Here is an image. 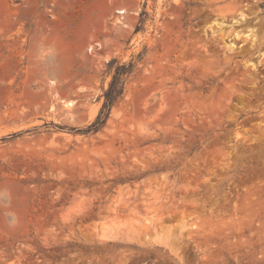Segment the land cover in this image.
<instances>
[{"label": "rangeland", "instance_id": "374dc122", "mask_svg": "<svg viewBox=\"0 0 264 264\" xmlns=\"http://www.w3.org/2000/svg\"><path fill=\"white\" fill-rule=\"evenodd\" d=\"M0 264H264V0H0Z\"/></svg>", "mask_w": 264, "mask_h": 264}, {"label": "trees", "instance_id": "16d2710c", "mask_svg": "<svg viewBox=\"0 0 264 264\" xmlns=\"http://www.w3.org/2000/svg\"><path fill=\"white\" fill-rule=\"evenodd\" d=\"M132 64H118L113 72L107 89L103 93V103L95 120L88 126L87 130H98L107 118L110 108L123 92L124 77L130 72Z\"/></svg>", "mask_w": 264, "mask_h": 264}, {"label": "bare ground", "instance_id": "6f19581e", "mask_svg": "<svg viewBox=\"0 0 264 264\" xmlns=\"http://www.w3.org/2000/svg\"><path fill=\"white\" fill-rule=\"evenodd\" d=\"M117 12H118V13H124L125 10H124V9H117ZM126 24H127V23H126ZM128 25H129V24H128ZM237 35H238V34H237ZM250 35L254 36V34H252V33H250ZM248 36H249V34H246V36H245L244 39L246 40V38H247ZM244 39H243V41H245ZM253 40H254V38H253ZM253 40H252V41H253ZM98 44H100V43H98ZM53 82H54V81H51V83H53ZM53 96H57V97H58L59 95H58V93H57L56 91H54V95H53ZM57 97H56V99H58ZM59 98H60V97H59ZM56 99H55V100H56ZM60 100H61L60 102L63 103V104H62L63 107H65V108L67 109V113H70V109H71V107H73V105H74V101H73V99H64V98L61 97ZM55 109H56V106L50 105V111H51V110H55Z\"/></svg>", "mask_w": 264, "mask_h": 264}, {"label": "built area", "instance_id": "2783aa9c", "mask_svg": "<svg viewBox=\"0 0 264 264\" xmlns=\"http://www.w3.org/2000/svg\"><path fill=\"white\" fill-rule=\"evenodd\" d=\"M97 47H100V45H98Z\"/></svg>", "mask_w": 264, "mask_h": 264}]
</instances>
